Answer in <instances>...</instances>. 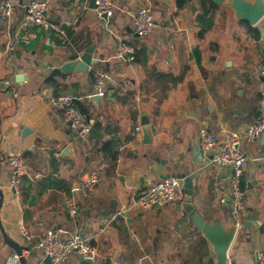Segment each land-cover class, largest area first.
Instances as JSON below:
<instances>
[{
  "label": "crops",
  "instance_id": "crops-1",
  "mask_svg": "<svg viewBox=\"0 0 264 264\" xmlns=\"http://www.w3.org/2000/svg\"><path fill=\"white\" fill-rule=\"evenodd\" d=\"M13 1L12 18L0 22V189L5 198L0 221L6 234L33 248L38 236L55 228L79 234L99 249L96 263L74 256L66 264H206L210 245L183 216L182 205L143 210L139 196L151 182L190 178L195 203L209 217L221 214L227 227L235 225L231 207L222 203L229 196V170L203 154L198 134L205 127L223 136L226 131H244L258 117L264 120V77L256 72L264 59V17L253 26L235 20L224 7L214 6L204 18L201 5L192 13L195 2L186 1L180 8L178 0H148L158 24L152 35L140 39L132 16L142 0H115L109 23L97 16L93 0H43L49 3V30L23 28L31 0ZM122 41L145 50L146 59L136 63L119 56ZM91 46L97 57L104 56L99 65L40 90L43 78L38 77L41 70L34 67L35 61L56 65L54 58L59 57L68 62ZM98 72L111 76L102 107L89 100ZM22 74L30 80L17 82ZM60 96L85 105L94 126L87 139L71 131L64 114L50 106V98ZM193 99L198 101L200 120L186 115ZM144 112L157 129L151 145L136 131ZM109 141L117 152L115 159L102 153ZM68 145L73 147L72 158L62 156ZM241 148L248 155L242 184L247 208L228 251V264H258L257 253L264 251L262 136L254 142L243 140ZM8 152L21 154L25 161L30 176L22 189H29V195L10 190ZM92 170H100V182L86 196L76 187ZM32 195L36 205L30 207ZM71 204L77 207L75 216L69 212ZM249 214L258 224L254 232L244 227ZM22 228L32 236L29 245ZM24 257L27 264H47L41 251L31 250ZM0 264H20L1 229Z\"/></svg>",
  "mask_w": 264,
  "mask_h": 264
},
{
  "label": "built area",
  "instance_id": "built-area-1",
  "mask_svg": "<svg viewBox=\"0 0 264 264\" xmlns=\"http://www.w3.org/2000/svg\"><path fill=\"white\" fill-rule=\"evenodd\" d=\"M80 1V0H77ZM96 13L99 18L106 16L109 23L115 16V0H94ZM143 5L132 16L133 31L140 39H146L155 29V17L151 6L147 5L148 0H142ZM49 9L48 1L31 0L27 6V16L22 21V27H41L49 30L51 26L46 20L45 13ZM15 10L13 0H0V22H8ZM119 56L133 55L135 49L125 41L118 45ZM130 60L133 59L129 58ZM256 72L264 77V59L257 66ZM111 76L105 72L94 74V85L92 95L106 98L109 93L108 83ZM49 104L52 109L61 111L71 131L78 137L87 139L93 130L91 120L75 104V99L69 96L51 97ZM141 131L140 127L136 128ZM264 131V120L260 118L250 121L245 130L244 136L238 130L226 131L223 136H218L207 128L200 129L198 134V146L204 155H212V163L219 168L229 170L228 176V199L222 203L231 207V217L238 229L242 226L243 215L247 208V197L244 191L243 176L244 166L247 161V152L241 148L243 140L249 142L257 141ZM58 156V155H57ZM103 159V158H102ZM6 161L11 166L10 190L20 195L26 177L30 176L29 170L21 154L8 152ZM100 170H92L83 174L77 185V190L86 196L92 195L99 182ZM220 180L216 176L214 192H219ZM186 198L184 179L178 177H167L162 180L151 182L139 196V207L143 210L162 209L169 205H181ZM69 212L75 216L77 207L70 205ZM21 235L25 243H29L32 236L24 228ZM37 247L44 257H49L51 264H66L72 257L96 263L100 259L98 247L91 241L82 238L79 234H72L60 229H50L36 238L32 247ZM24 251L23 255H28ZM258 264H264V251H258ZM117 260V259H116ZM116 260L114 262H116Z\"/></svg>",
  "mask_w": 264,
  "mask_h": 264
},
{
  "label": "water",
  "instance_id": "water-1",
  "mask_svg": "<svg viewBox=\"0 0 264 264\" xmlns=\"http://www.w3.org/2000/svg\"><path fill=\"white\" fill-rule=\"evenodd\" d=\"M195 2L192 6V13L195 14L198 10V6L202 3H207L213 7H224L233 12L234 19L237 21H244L253 26L257 25L259 21L264 17V0H187ZM92 7L96 9L94 0L92 1ZM104 21L107 22V17H101ZM158 24L155 22V25ZM95 47L91 46L86 48L82 53H80L75 59L64 62L60 60L59 57L54 58L56 65H51L50 63H40L38 61L34 62V67L41 70V73L38 74L39 78L42 79L40 84V90L44 86L52 83L54 81L65 79L68 75L72 73H87L90 68L94 65H99L100 62L104 59L103 55L97 57L95 54ZM125 59L132 58L133 55L123 56ZM30 76L28 75H17L16 81L23 82L29 81ZM58 85V84H57ZM89 100L95 103L98 107H102V98L97 95H91ZM186 115L200 120L201 113L198 110V101L193 99L190 107L186 111ZM141 131L143 135V143L146 145L152 144V137L157 135L156 126L151 122L150 114L144 112L141 117ZM241 135L244 136V131H241ZM22 137H26L22 135ZM262 144H264V131L262 133ZM64 157H73V147L68 145L62 153ZM185 189L189 191V194L186 196L184 202L181 204V212L184 217L191 219L192 226L194 229L198 230L207 242L210 245L211 255L208 257L206 264H228L229 257L228 251L230 246L237 235L238 227L232 225L227 227L223 216L219 213L213 214L212 217H209L206 210L202 209L195 203L194 186L190 178L185 179ZM77 188V187H76ZM14 193V191H13ZM4 191L0 189V209L4 203ZM36 196L32 195L31 201L29 203L30 207L36 205ZM80 212V211H79ZM253 215L249 214L244 223V227L251 229L254 232L257 229L258 224H253ZM0 229L4 238V242L11 247L17 254L20 264H27V260L24 257V251H28L30 248L25 245H20L18 242L12 240L5 232L2 223L0 221ZM85 263H90V261L81 260ZM45 262L51 264L49 257H46Z\"/></svg>",
  "mask_w": 264,
  "mask_h": 264
},
{
  "label": "trees",
  "instance_id": "trees-1",
  "mask_svg": "<svg viewBox=\"0 0 264 264\" xmlns=\"http://www.w3.org/2000/svg\"><path fill=\"white\" fill-rule=\"evenodd\" d=\"M186 1L187 0H178L179 7L183 8L185 6V4H186ZM201 6H202V9H203V12H204L203 15H202L204 18L208 17L210 15V12H211L212 9L215 10V8L212 5H209L207 3H202ZM58 43H61V41L59 40ZM145 59H146L145 50H143V49H141V50L140 49H135L132 61H134L136 63H141ZM75 104L84 114L87 115V109H86L84 104H82L80 101H77V100L75 101ZM101 149H102V153L104 154L105 158H109V156L111 158H113V159L116 158L117 152L113 150L112 143L110 141L106 142L101 147ZM50 187H55V186L53 184H50ZM29 193H30L29 189H27V188H23L22 189V194L24 196L29 195Z\"/></svg>",
  "mask_w": 264,
  "mask_h": 264
},
{
  "label": "rangeland",
  "instance_id": "rangeland-1",
  "mask_svg": "<svg viewBox=\"0 0 264 264\" xmlns=\"http://www.w3.org/2000/svg\"><path fill=\"white\" fill-rule=\"evenodd\" d=\"M26 244H28V245H29L30 243H26ZM25 246H26V245H25ZM27 247H29V246H27ZM30 248H31V247H30ZM31 250H32V251H36V250H37V251H40V250H39V249H38L36 246H35V247H33V248H31ZM31 250H30V251H31Z\"/></svg>",
  "mask_w": 264,
  "mask_h": 264
}]
</instances>
